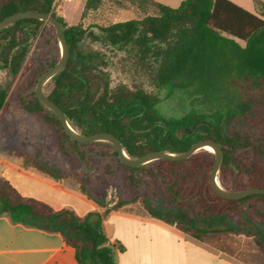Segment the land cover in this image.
Segmentation results:
<instances>
[{
  "label": "trees",
  "instance_id": "trees-1",
  "mask_svg": "<svg viewBox=\"0 0 264 264\" xmlns=\"http://www.w3.org/2000/svg\"><path fill=\"white\" fill-rule=\"evenodd\" d=\"M104 1L87 0L86 11L98 9ZM109 1L135 8L142 16L83 27L69 25L57 15L55 0H0V22L25 11L51 13L61 22L70 58L44 92L74 130L88 136L113 134L131 158L152 152L183 153L198 140L214 141L224 152L218 172L221 187L264 189V18L228 0H183L176 8L155 0ZM46 30L54 27L36 19L19 20L1 30L0 71L16 77L31 61L37 85L60 59L51 48L31 52ZM55 50L57 54L58 43ZM176 90H192L212 111L192 108L180 117L163 115L159 104ZM17 98L24 111L54 130L62 156L86 161L80 148L99 143L72 140L59 118L38 101L35 90ZM8 103L9 89L0 86V112ZM110 148L125 168L129 186L145 188L152 199L164 198L188 219L162 215L143 201L152 217L210 245L214 235L244 234L254 239L264 256V241L250 227L264 224V195L236 200L218 196L210 182L213 152L202 149L182 161L160 159L133 168L120 162L113 145ZM17 155L28 166L59 177L32 155ZM122 205L119 202L112 210ZM0 215L13 224L62 235L78 264H116V251L122 249L107 238L104 215L89 212L82 218L68 208L54 209L23 196L1 176ZM222 217H235L238 225L213 233L196 225Z\"/></svg>",
  "mask_w": 264,
  "mask_h": 264
},
{
  "label": "rangeland",
  "instance_id": "rangeland-1",
  "mask_svg": "<svg viewBox=\"0 0 264 264\" xmlns=\"http://www.w3.org/2000/svg\"><path fill=\"white\" fill-rule=\"evenodd\" d=\"M155 1L176 8L183 0ZM86 2L87 0H55V12L63 17L69 25H82L83 27L91 24L108 26L142 16L135 8L123 7L109 0H105L96 10L86 11ZM263 12L264 8L255 15L264 18ZM50 42L52 46L48 44ZM56 43L59 46L55 29L53 31L46 30L43 37L34 42L31 52L51 48L53 55L60 58V46L59 52L56 54ZM31 70V61L27 60L16 77L0 71V86L9 89L8 107L6 111L0 112V176L2 178L6 180L9 178L13 186H19L24 192L26 177L31 176V172L46 176V174L28 166L24 157L18 156L17 153L25 152L32 155L59 175L58 178H52L57 183L56 186L62 188L64 192L72 194L64 197L55 196L51 200V205L55 208H68L82 218L89 212H95L94 208L99 209L104 215L103 219L107 221V225L104 227L106 235L126 230L136 231L141 228L122 222L117 217L108 218V215L114 211L112 206L119 202L124 204L117 210L119 214L132 215L134 212L147 214L148 211L143 201H148L154 210L162 215L182 221L188 219L185 213L172 207L164 198L152 199L145 188L136 189L129 186L126 181L127 172L111 154L109 143L99 142L81 147L80 149L86 153V161L80 157L62 156L57 149L54 130L40 117L24 111L17 98V96L30 95L35 90L36 84ZM158 108L163 115L168 117H180L192 108L212 111L211 107L205 108V105L194 97L192 90H176L169 98L164 99ZM72 196H79L85 201H78L76 197ZM161 221L171 227L174 226L164 220ZM196 225L199 229H224L238 224L235 217H222L211 219L208 223L197 221ZM250 227L264 241V224H253ZM211 237L209 236V238ZM227 238L226 235H214L212 246L224 248V252L242 262L264 264V256L254 239L241 235L239 241L232 242ZM237 245L240 246V253H237Z\"/></svg>",
  "mask_w": 264,
  "mask_h": 264
},
{
  "label": "crops",
  "instance_id": "crops-1",
  "mask_svg": "<svg viewBox=\"0 0 264 264\" xmlns=\"http://www.w3.org/2000/svg\"><path fill=\"white\" fill-rule=\"evenodd\" d=\"M228 1L252 14H258L264 8V0ZM7 180L10 181L9 178ZM56 184L48 175L42 176L31 172V176L26 177L24 192L19 186H14L24 196L51 205V200L55 196L72 195L64 192ZM72 197H76L78 201H85L79 196ZM94 210L102 214L99 209L94 208ZM114 217L141 227L136 231L126 230L106 235L111 244L120 245L122 248L116 251V264H252L242 262L219 248L201 242L148 213L119 214L116 210L108 215L109 219ZM202 221L208 223L210 220ZM106 225L107 221L103 219V227ZM224 229L203 228L202 230L213 233ZM241 235L244 234L226 236L229 241L236 242ZM236 249H238L237 253H240V246L237 245ZM0 264H78V262L74 250L66 245L62 235L13 224L6 215H0Z\"/></svg>",
  "mask_w": 264,
  "mask_h": 264
},
{
  "label": "water",
  "instance_id": "water-1",
  "mask_svg": "<svg viewBox=\"0 0 264 264\" xmlns=\"http://www.w3.org/2000/svg\"><path fill=\"white\" fill-rule=\"evenodd\" d=\"M24 19H36L44 21L52 25L55 29L61 50L60 59L55 66L50 68L40 77L35 88V96L46 109L54 113L59 118L64 131L72 140H75L79 143H109L115 147L120 162L133 168L140 167L160 159L169 161H182L188 159L193 154L199 152L202 149L208 150V148H211L210 151L215 155V162L210 173V182L213 190L218 196L228 200H236L254 194L264 195V189L261 188H250L242 191H229L221 187L218 182V172L224 157V152L222 147L214 141L198 140L194 144H192L189 150L183 153L152 152L140 158H131L124 151L119 139L113 134L99 133L88 136L74 130L68 123L63 111L51 99H49L44 92V86L46 85V83L49 82L54 76H56L67 66L70 58L69 46L66 42L64 28L61 22L51 13L25 11L10 15L7 18L3 19L0 22V31L17 21Z\"/></svg>",
  "mask_w": 264,
  "mask_h": 264
},
{
  "label": "bare ground",
  "instance_id": "bare-ground-1",
  "mask_svg": "<svg viewBox=\"0 0 264 264\" xmlns=\"http://www.w3.org/2000/svg\"><path fill=\"white\" fill-rule=\"evenodd\" d=\"M211 150V148H208V151H210Z\"/></svg>",
  "mask_w": 264,
  "mask_h": 264
}]
</instances>
